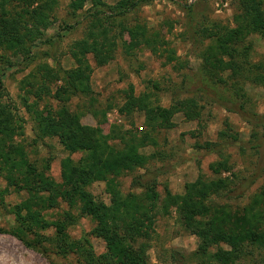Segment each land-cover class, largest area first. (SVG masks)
I'll return each instance as SVG.
<instances>
[{
    "label": "trees",
    "instance_id": "trees-1",
    "mask_svg": "<svg viewBox=\"0 0 264 264\" xmlns=\"http://www.w3.org/2000/svg\"><path fill=\"white\" fill-rule=\"evenodd\" d=\"M144 2L117 0L108 4L104 0H69L70 13L74 16L82 11L86 23L82 37L70 46L78 64L61 71L47 63L39 64L20 82L26 106L34 113L39 136L56 137L69 153H81L78 159L68 155L61 160L59 182L48 174L47 162L39 168L28 158L24 145L15 141L22 125L12 105L2 100L6 94L0 81V174L6 181L2 193H7L9 187L25 193L10 206L16 224L10 229L0 228V232L16 236L34 250H39L41 245L45 249L43 243L47 242L46 249L64 257L70 253L79 255L85 264H149L147 250L157 216L174 212L183 229L197 238L196 249L190 256L199 264H235L239 260L264 264V183L248 194L253 180H246L232 170L219 141L195 142L196 148L217 152L220 159L209 164L215 177L200 174L184 184L181 194L171 193L167 186L161 194L157 190L158 170L150 175L148 164L157 157V152L146 154L141 149L156 145L153 132L158 128H173L177 113H182L188 121L200 120L201 105L194 97L174 98L169 106L163 107L156 103L154 92L138 97L129 84L123 90L118 112L132 116L136 108L142 109L145 130L112 124L108 137L100 136L94 126L83 124L81 113L67 107L68 99L74 95L90 96L88 108L93 107L95 99L91 97L90 84L93 67L89 56L97 66H102L114 59L118 48L126 57L135 56L144 48L157 55L163 44L159 32H151L140 22L128 21L133 10ZM236 4L233 27L214 24L202 29L208 42L199 54L200 70L214 85L232 89L240 101L238 107L244 120L260 125L262 116L250 114L247 109L244 83L264 85V60L251 59L253 46L249 40L255 34L264 40V8L262 0H236ZM57 5L58 0H0V60L11 66L7 55L29 59L43 30L51 24ZM174 53L168 50L167 60H174ZM149 83L152 89H159L156 82ZM30 95L37 100L51 96L63 103L57 109L47 105L44 112L37 110L36 101L26 102ZM92 114L97 116L98 112ZM100 114L98 123H104L105 110ZM227 135V130H221L220 141H225ZM140 169L144 172L133 177L132 185L141 191L123 193L117 178ZM97 181L105 182L108 202L89 190ZM230 195L247 200L231 204L226 201ZM221 196L226 198L216 200ZM60 202L68 207L63 218L48 219L47 210L57 208ZM72 209L78 214L72 213ZM84 216L94 226L88 234L70 239L67 227ZM49 228L55 229L53 241L42 234ZM89 235L104 242L105 250L96 258H90L93 245ZM254 250L262 256L258 263Z\"/></svg>",
    "mask_w": 264,
    "mask_h": 264
},
{
    "label": "rangeland",
    "instance_id": "rangeland-1",
    "mask_svg": "<svg viewBox=\"0 0 264 264\" xmlns=\"http://www.w3.org/2000/svg\"><path fill=\"white\" fill-rule=\"evenodd\" d=\"M104 1L114 4L117 0ZM68 2L69 0H58L51 24L43 30V36L32 49L29 59L22 60L21 57L7 55L11 66L4 59L0 60V81L6 94L2 100L12 105L18 123L22 125V132L15 136V141L24 145L28 158L39 168L47 162V172L57 182L61 179V160L68 155L78 159L81 153H69L56 137L39 136L34 113L26 106L20 82L39 64L47 63L60 71L78 64L70 52V46L74 40L82 37L86 23L81 15L82 11L74 16L70 13ZM262 3L264 8V0ZM185 5L189 7L185 8ZM236 11V0H146L133 10L128 21L131 24L140 22L151 32H159V37L163 40L161 47L165 49L160 48L157 55H154L144 48L135 53V56L126 57L121 48H118L114 59L102 66H97L89 56L93 67L90 77L91 97L95 99L93 107L88 108L90 96L74 95L67 101L70 111L81 113L83 124L94 126L100 136L108 137L112 124L137 128L138 131L145 130L142 109L136 108L132 116H124L118 112L117 106L123 101V90L129 84L133 85L134 94L138 97L154 92L156 103L163 107L169 106L174 98L194 97L201 105L200 120L188 121L182 113H177L173 118V128H158L152 134L156 145L141 149L146 154L157 152V157L150 161L148 167L150 175L158 170L157 190L161 194L164 186L171 193H183L184 184L194 181L200 174L206 178L215 177L209 164L220 159L219 154L196 148V141L221 143V149L228 157L232 170L246 180H253L248 194L264 183V85L244 83L248 111L262 116L259 119L260 125H256L244 120L238 107L240 101L232 89L214 85L200 70L199 54L208 42L203 37L202 29L214 24L233 27ZM249 40L253 46L251 59L255 62L264 60L263 38L255 34L250 35ZM168 50L175 52L174 60H167ZM150 81L156 82L159 89H152ZM57 84H61V81ZM54 88L53 86L52 90ZM34 101L37 102V110L43 111L47 105L57 109L63 103L51 96L37 100L30 95L26 100L27 103ZM226 106L232 110H228ZM102 110L106 112V121L98 123ZM94 111L98 112L97 116L92 114ZM221 130L228 132L225 141H220ZM143 172L140 169L119 176L117 180L121 191L140 192V188L132 185V179ZM5 187L6 181L0 174V228L10 229L16 224L10 206L23 198L25 193H17L11 187L7 193H2ZM89 190L97 198L109 201L104 181L94 182ZM234 196L230 195L229 200L223 196L216 200L226 198L231 204H242L247 200ZM67 208L65 203L60 202L57 208L47 210L46 215L51 220L62 219ZM72 213L78 214L76 209H72ZM93 226L91 219L84 216L76 224L69 225L66 232L70 239H75L84 233L88 234ZM154 226L155 233L147 250L149 264H199L197 259L190 256L196 249L197 238L183 229L174 212L158 215ZM42 234L55 240L54 228H49ZM89 238L93 245L90 258H96L105 250L104 242L92 235ZM44 245L45 249L41 245L39 250H34L25 246L16 236L0 232V264H85L84 258L79 255L70 253L64 257L46 249L47 242ZM253 253L255 262H260L262 256L258 255L259 252L254 250ZM235 264L246 263L239 260Z\"/></svg>",
    "mask_w": 264,
    "mask_h": 264
}]
</instances>
